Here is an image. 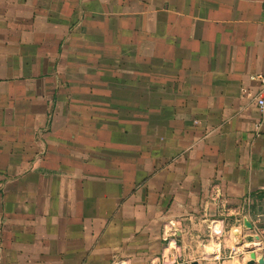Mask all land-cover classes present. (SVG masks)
<instances>
[{
	"label": "crops",
	"instance_id": "crops-1",
	"mask_svg": "<svg viewBox=\"0 0 264 264\" xmlns=\"http://www.w3.org/2000/svg\"><path fill=\"white\" fill-rule=\"evenodd\" d=\"M263 90L264 0H0V264H260Z\"/></svg>",
	"mask_w": 264,
	"mask_h": 264
},
{
	"label": "built area",
	"instance_id": "built-area-1",
	"mask_svg": "<svg viewBox=\"0 0 264 264\" xmlns=\"http://www.w3.org/2000/svg\"><path fill=\"white\" fill-rule=\"evenodd\" d=\"M256 105L263 115V120L260 122L264 127V90L255 97ZM216 222L213 223L211 229L213 233H218L220 230L216 227ZM176 224L170 221L166 226H163L162 235L165 241L164 249L159 256V264H189L182 256L181 249L176 240ZM264 264V263H263Z\"/></svg>",
	"mask_w": 264,
	"mask_h": 264
},
{
	"label": "water",
	"instance_id": "water-1",
	"mask_svg": "<svg viewBox=\"0 0 264 264\" xmlns=\"http://www.w3.org/2000/svg\"><path fill=\"white\" fill-rule=\"evenodd\" d=\"M250 257H251V260H250V264H253V263H255V258H256V255H255V252L254 251H252L251 253H250ZM264 263V261L263 260H260V264H263Z\"/></svg>",
	"mask_w": 264,
	"mask_h": 264
},
{
	"label": "rangeland",
	"instance_id": "rangeland-1",
	"mask_svg": "<svg viewBox=\"0 0 264 264\" xmlns=\"http://www.w3.org/2000/svg\"><path fill=\"white\" fill-rule=\"evenodd\" d=\"M211 249V248H210Z\"/></svg>",
	"mask_w": 264,
	"mask_h": 264
}]
</instances>
